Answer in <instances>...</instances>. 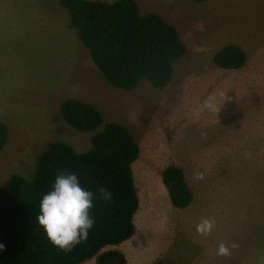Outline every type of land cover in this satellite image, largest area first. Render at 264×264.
<instances>
[{"label": "rangeland", "instance_id": "1", "mask_svg": "<svg viewBox=\"0 0 264 264\" xmlns=\"http://www.w3.org/2000/svg\"><path fill=\"white\" fill-rule=\"evenodd\" d=\"M135 1L141 14L171 24L186 48L162 89L109 85L59 0H0V122L8 133L0 186L14 174L30 179L48 143L90 149L99 130L77 132L60 117L61 102L75 98L104 122L125 126L140 152L131 166L135 234L106 250L122 253L126 264H264V0ZM227 45L245 53L243 68L216 67L213 56ZM209 95L220 110L197 115ZM167 165L184 171L193 194L186 209L169 201L161 180ZM202 218L215 221L207 236L196 231ZM220 243L238 247L220 256Z\"/></svg>", "mask_w": 264, "mask_h": 264}, {"label": "trees", "instance_id": "2", "mask_svg": "<svg viewBox=\"0 0 264 264\" xmlns=\"http://www.w3.org/2000/svg\"><path fill=\"white\" fill-rule=\"evenodd\" d=\"M59 2L69 14L70 28L109 85L128 92L143 81L155 89L169 84L174 63L186 52L171 24L156 14H141L135 0ZM213 61L220 69L239 70L246 64V55L239 47L227 45L214 54ZM59 113L77 132L99 131L83 153L63 142L48 143L37 157L30 179L14 174L0 186V244L4 245L0 264H83L90 260L126 264L122 253L106 249L135 234L133 217L139 202L131 166L139 157L138 145L125 126L104 122L90 103L68 98L61 102ZM7 136L0 122V150ZM61 173L75 174L81 186L94 194L90 215L95 224L88 239L71 252L54 247L36 220L40 200ZM161 180L174 208L191 205L193 194L180 166L167 165ZM99 187L111 191L110 201L100 198Z\"/></svg>", "mask_w": 264, "mask_h": 264}, {"label": "clouds", "instance_id": "3", "mask_svg": "<svg viewBox=\"0 0 264 264\" xmlns=\"http://www.w3.org/2000/svg\"><path fill=\"white\" fill-rule=\"evenodd\" d=\"M224 97V93L219 94ZM216 95H209L196 110V114L203 111L218 113L220 105L217 104ZM137 110L130 113V120L134 125H139ZM202 179L201 174L196 175ZM100 198L105 202L112 199L111 191L105 187L97 189ZM94 194L92 191L81 186L78 177L73 173H61L56 176L52 188L40 200L39 214L36 217L37 223L43 228L47 239L54 247L63 252H71L77 245L88 239L90 230L95 224L94 218L90 215L93 208ZM215 221L209 218H202L196 226L199 235L207 236L211 233ZM238 245L233 243L230 246L220 243L216 254L230 256L232 249ZM4 245L0 244V250Z\"/></svg>", "mask_w": 264, "mask_h": 264}, {"label": "crops", "instance_id": "4", "mask_svg": "<svg viewBox=\"0 0 264 264\" xmlns=\"http://www.w3.org/2000/svg\"><path fill=\"white\" fill-rule=\"evenodd\" d=\"M101 1H104V0H101ZM91 261V260H90ZM94 261V260H93ZM89 262V261H88ZM94 264V263H93Z\"/></svg>", "mask_w": 264, "mask_h": 264}]
</instances>
